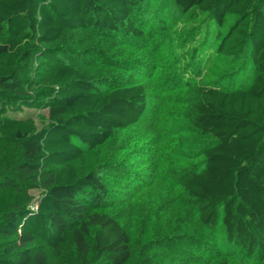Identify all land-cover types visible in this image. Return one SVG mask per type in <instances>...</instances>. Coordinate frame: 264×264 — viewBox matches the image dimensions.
Masks as SVG:
<instances>
[{
    "label": "trees",
    "instance_id": "1",
    "mask_svg": "<svg viewBox=\"0 0 264 264\" xmlns=\"http://www.w3.org/2000/svg\"><path fill=\"white\" fill-rule=\"evenodd\" d=\"M15 45L0 71V264H264V0H0V62ZM163 59L155 89L178 137L163 179L183 211L150 207L135 247L121 196L131 206L160 174L118 135L153 110L144 80ZM23 108L43 110L10 116Z\"/></svg>",
    "mask_w": 264,
    "mask_h": 264
},
{
    "label": "rangeland",
    "instance_id": "2",
    "mask_svg": "<svg viewBox=\"0 0 264 264\" xmlns=\"http://www.w3.org/2000/svg\"><path fill=\"white\" fill-rule=\"evenodd\" d=\"M202 19V18H201ZM198 21V20H196ZM201 21V20H200ZM206 21V20H204ZM171 26H176L173 24V22H170ZM194 25V24H191ZM196 27L198 23L195 24ZM174 29V27H173ZM173 29L170 31L172 35ZM85 36V35H81ZM171 36V38L173 37ZM181 36V33L178 35ZM172 39L170 40V44L167 46L168 48L173 47ZM22 49L18 45H15V52L16 54H12L9 56V58L5 59L4 61L0 62V71L8 68L10 65H13L17 62L18 59V51ZM168 50V49H164ZM163 50V51H164ZM160 52L158 57H161ZM159 71H157L156 76L154 79L150 81H145V84L147 85L148 91L150 94L154 97L155 101L153 105V110H151L144 118V121L133 128L132 130L118 135L119 143H123L124 149L126 146L128 147L126 151H129L132 149L131 153L133 154V151L140 152V158L145 166V164L148 163V167H153L158 165L157 173L159 175V179L157 181V184H155L154 180L150 182V178H147V185L139 192L136 199H134L133 204L131 206H128L134 197V192H131L129 196H125L126 194H122L121 198V204L123 205L118 211L120 213V220L121 223L124 225V227L129 232L132 240L134 241L133 245L136 247L138 246V239H142L145 241L146 238H149L153 234V225L152 224H146L144 225L141 222V219H144L146 217V212L150 207H161L164 209V201L167 200V203L171 201V209L170 212H175L176 214H179L181 212V207L175 203V200L178 201V199L181 198V193L176 191H170L168 189V185H166L164 179H163V173L166 170L165 166L166 164L164 162L169 161V157L174 151L175 144L177 142V133L175 132L174 120L171 117V115L174 116L175 114V106L174 105H167L166 102L160 98L157 97V90L155 89L156 85L160 83V81L165 80L166 77L161 78L162 72L169 69V64L165 59H163L159 64ZM141 67H146L142 65ZM147 70V69H146ZM146 70H142L145 71ZM145 76V75H144ZM143 76V77H144ZM144 79H148L147 77H144ZM153 93H152V91ZM160 105L159 111L155 109V105ZM177 109V108H176ZM43 109H30V108H23L22 112L20 113H10V116L16 117L18 119L27 118V117H35L36 114L41 112ZM136 148V149H135ZM179 151V150H177ZM126 153V152H125ZM124 156V155H123ZM122 156V157H123ZM128 159L131 157L130 154H128ZM142 163L138 162L139 165H142ZM142 165V166H143ZM145 183V180L143 181ZM149 183V184H148ZM138 188H140V184L138 183ZM31 196L33 197V205L32 207L35 208L37 201L39 200V197L41 195L40 190H32L30 191ZM136 195V194H135ZM167 204V205H168ZM167 208V206H166ZM126 209V210H125ZM168 209V208H167ZM183 211V210H182ZM143 229V230H142ZM137 239V240H136ZM137 249V248H135ZM233 264H254L252 259L244 258V257H236L233 260Z\"/></svg>",
    "mask_w": 264,
    "mask_h": 264
}]
</instances>
